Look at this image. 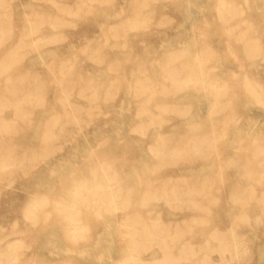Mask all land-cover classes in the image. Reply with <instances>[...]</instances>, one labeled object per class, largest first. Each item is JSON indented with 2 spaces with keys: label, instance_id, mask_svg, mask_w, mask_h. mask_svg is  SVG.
Returning <instances> with one entry per match:
<instances>
[{
  "label": "rangeland",
  "instance_id": "374dc122",
  "mask_svg": "<svg viewBox=\"0 0 264 264\" xmlns=\"http://www.w3.org/2000/svg\"><path fill=\"white\" fill-rule=\"evenodd\" d=\"M0 264H264V0H0Z\"/></svg>",
  "mask_w": 264,
  "mask_h": 264
},
{
  "label": "bare ground",
  "instance_id": "6f19581e",
  "mask_svg": "<svg viewBox=\"0 0 264 264\" xmlns=\"http://www.w3.org/2000/svg\"><path fill=\"white\" fill-rule=\"evenodd\" d=\"M101 189V188H100Z\"/></svg>",
  "mask_w": 264,
  "mask_h": 264
}]
</instances>
